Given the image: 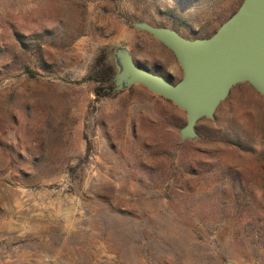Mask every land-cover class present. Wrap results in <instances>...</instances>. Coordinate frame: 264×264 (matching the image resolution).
Instances as JSON below:
<instances>
[{"label": "rangeland", "instance_id": "1", "mask_svg": "<svg viewBox=\"0 0 264 264\" xmlns=\"http://www.w3.org/2000/svg\"><path fill=\"white\" fill-rule=\"evenodd\" d=\"M241 2L0 0V264H264V98L234 86L181 141L183 111L140 84L96 103L91 69L121 46L175 83L131 23L207 38Z\"/></svg>", "mask_w": 264, "mask_h": 264}, {"label": "water", "instance_id": "2", "mask_svg": "<svg viewBox=\"0 0 264 264\" xmlns=\"http://www.w3.org/2000/svg\"><path fill=\"white\" fill-rule=\"evenodd\" d=\"M131 24L172 53L182 76L172 83L140 68L131 53L120 46L113 51L117 71L111 79L113 85L106 90L114 93L140 84L173 104L186 117L179 130L181 141L198 138V121L214 119L216 109L234 86L246 83L264 98V0H242L207 38L188 39L173 29L143 21Z\"/></svg>", "mask_w": 264, "mask_h": 264}, {"label": "trees", "instance_id": "3", "mask_svg": "<svg viewBox=\"0 0 264 264\" xmlns=\"http://www.w3.org/2000/svg\"><path fill=\"white\" fill-rule=\"evenodd\" d=\"M91 69L93 73L92 80L100 85L94 91L95 102L97 103L103 97L109 95L110 92L106 90L109 87H103L102 85L111 83L114 73V66L109 62L105 50H101L100 54L94 59Z\"/></svg>", "mask_w": 264, "mask_h": 264}, {"label": "crops", "instance_id": "4", "mask_svg": "<svg viewBox=\"0 0 264 264\" xmlns=\"http://www.w3.org/2000/svg\"><path fill=\"white\" fill-rule=\"evenodd\" d=\"M165 100V99H164ZM167 101V100H166Z\"/></svg>", "mask_w": 264, "mask_h": 264}]
</instances>
